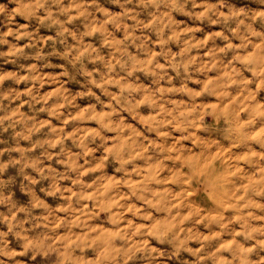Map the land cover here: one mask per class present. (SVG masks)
Here are the masks:
<instances>
[{"label":"clouds","instance_id":"9594fccd","mask_svg":"<svg viewBox=\"0 0 264 264\" xmlns=\"http://www.w3.org/2000/svg\"><path fill=\"white\" fill-rule=\"evenodd\" d=\"M0 264H264V0H0Z\"/></svg>","mask_w":264,"mask_h":264}]
</instances>
